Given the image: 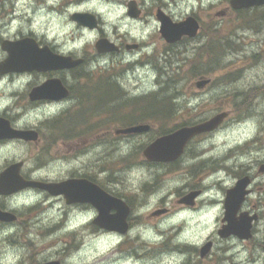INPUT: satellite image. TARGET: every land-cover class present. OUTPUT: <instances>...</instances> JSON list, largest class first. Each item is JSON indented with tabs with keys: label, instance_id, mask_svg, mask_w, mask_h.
<instances>
[{
	"label": "clouds",
	"instance_id": "9594fccd",
	"mask_svg": "<svg viewBox=\"0 0 264 264\" xmlns=\"http://www.w3.org/2000/svg\"><path fill=\"white\" fill-rule=\"evenodd\" d=\"M153 0H144V6L150 7ZM168 7L166 13L171 17L170 22H180L197 6L207 8L209 0H166ZM15 6V18L9 23L0 22V38L19 39L20 37L35 42H43L54 56L70 59L75 57L77 61H83L85 50H94L95 57L88 61L86 71L96 72L108 70L116 59L120 64H133L130 71H126L123 77H117V83L128 92L130 96L147 95L158 90L155 83L158 73L151 64H137L142 56H151L156 49L155 42H149L150 38L160 32L164 22L154 15H145L141 18L131 16L130 5L135 0H13ZM7 6V4L5 5ZM75 16H89L95 21V26L81 24L73 19ZM126 38L127 43L135 42L143 45L135 48H125L119 53L118 45ZM101 41H107L117 49L116 52L106 51L101 53L97 45ZM5 45V44H4ZM0 45V65L9 60V52ZM43 48V49H44ZM113 53H117L113 57ZM194 55V53H191ZM230 59V57H226ZM66 79L71 83L70 68H64ZM36 77L32 71H8L0 73V121L4 116L12 117L8 121V127L12 132L22 133L26 128H38L45 121L59 116L69 109L74 100L38 98L31 99L33 84ZM202 97H194L187 101L186 107L195 108L201 101H209L213 92ZM29 93L32 106L25 107L20 103L21 96ZM183 97H177L174 103L183 102ZM41 131H46L41 128ZM259 131L258 119L255 117L238 121L225 128H216L211 135L196 145V150L201 153L198 157H187L182 161V167L187 168L197 163L199 159L223 160V167L203 176L200 180L202 191L197 192L192 204L182 203L177 200V189L190 192L186 187L192 177L186 173L166 179L154 192L147 195L130 215L134 217L148 218L153 210L165 200L163 207L166 211L160 212L158 223H136L126 228L121 233L117 230L106 229L95 223L101 216L100 208L91 202H68L64 192L51 194L44 186H61V181L67 180L74 169L80 167V161L84 157L73 160L56 159L49 161L44 166L38 167L34 159H29V146L21 136L0 138V174L7 169V162L19 161L21 169H27L32 183L8 194L0 193L6 207L10 212H24L40 204L45 211L38 217L34 227L49 226L64 221V227L48 237L49 240L57 236L75 231L81 246L76 251L64 257L63 264H89L97 257H107L104 264H189L190 254L178 249H201L206 243L211 245L210 251L216 249L217 255L231 259H225L224 264H249V252L241 243V238L235 233L222 236L221 222L225 218L227 189L238 185V178L232 176L226 169L238 170L241 166H247L250 170L256 168L258 160L264 161V150L239 153L228 159H223L230 150L250 141ZM134 139L121 140L113 158L128 157L136 148ZM94 152L102 151V146H97ZM88 155H91L89 153ZM148 158V157H146ZM163 168H149L141 165L133 167L125 173L129 191L143 198L141 188L144 184H151L157 175L164 173ZM18 173V175H19ZM107 176L105 171L101 173ZM256 178V182L259 181ZM253 196L256 194L253 193ZM166 198V199H165ZM176 201L175 207L169 203ZM51 205V207H47ZM14 217V216H13ZM155 219V217H152ZM2 222V221H0ZM97 231H92V228ZM22 230V229H21ZM18 231L14 222H8L7 227H0V264H21L29 250L19 245L7 243V238ZM262 232H257L255 238L260 239ZM168 236H174L171 241L173 250L162 251L156 257L127 256L120 258L115 250L127 238L136 240L151 247H159L164 244ZM29 238L33 239L32 233ZM217 242L213 244L211 241ZM61 245H56L49 251H59ZM226 249L225 251H220ZM260 259L255 264H264V250L257 249ZM143 250H140L142 257ZM55 260V256H50Z\"/></svg>",
	"mask_w": 264,
	"mask_h": 264
},
{
	"label": "flooded vegetation",
	"instance_id": "af4514ba",
	"mask_svg": "<svg viewBox=\"0 0 264 264\" xmlns=\"http://www.w3.org/2000/svg\"><path fill=\"white\" fill-rule=\"evenodd\" d=\"M175 3V0H172ZM243 1V0H240ZM237 0H209L208 7L202 8L197 6L195 10H192L188 16L184 18V20L180 22H184L187 19H191L192 24L197 27V34L194 37L182 36L177 42L174 44L165 43V47L168 48L169 45H179L182 43H190L199 38L203 39L207 38L210 33L218 34L217 38L220 40L229 43L232 38H239L236 31L238 29L251 33L252 36L257 37L258 43L257 50L261 53L264 52V4L253 5L246 7L243 4H240ZM18 2V0H17ZM39 3V0H37ZM136 5L133 3L130 5V15L133 13L134 17L141 15V18L145 15H154L159 17L167 16L170 20L171 17L166 13V8L168 4L166 0H153L150 7L144 6V0H135ZM7 4V6H5ZM166 4V5H165ZM199 4V0H198ZM139 11V12H138ZM154 11V12H153ZM15 18V6L13 0H0V22L9 23L12 19ZM90 25V21L86 22ZM179 23V22H173ZM31 38L26 40L23 37L19 39H4L0 38V45H4L6 49L14 50L18 47V51L21 52L19 55L28 56L30 59H35L44 56H53V54L47 49L44 48L43 42H38L40 44V49L37 47L35 42L30 41ZM121 40L120 45H118L119 53H123L125 48H135L141 47V45H137L135 42L129 44L127 43L126 38L119 37ZM150 42V41H149ZM232 43V42H231ZM44 48V49H43ZM115 49L112 52H116ZM9 52V51H8ZM259 53H257L258 55ZM113 57L117 56V53L112 54ZM152 56V55H151ZM151 56H142L139 61H136L137 64H145L151 58ZM10 57V52H9ZM95 57L94 51H85V55L83 58V62L76 66L75 68L70 69L72 75V82L70 83L65 76L64 70H56V69H46V70H38L36 68L30 70L33 73V76L36 77V80L33 84V93L31 95V99L35 100L41 98V94L36 91L42 85L55 81L60 83V87L64 90L59 99L68 98L74 100L75 103L71 107L76 106V110L67 109L62 112L59 116L45 121L38 128H26L24 131H35L37 133L38 139L36 141H27L28 146H34L38 151H42V133L41 128L46 130V127L49 130L45 132L48 135L44 134L47 137H83L88 136L90 134H97L96 138L110 136L113 139H119L121 137H137L140 135H149L150 133H154L156 131V137L151 140L153 142L155 139L171 134L176 130L192 125H182L177 126L173 129H165L166 127H159L164 123V121L160 122V120H164L165 118L162 116H151L152 120L144 121L142 119H134L130 121H126L121 116L111 115L110 111L103 110L101 107L107 105V103H112L116 97L120 96L119 87H117V83H110V74L105 73V71H110L112 66H122L119 63V60L116 59L112 66L108 70H98L96 72L86 71V65L89 60ZM76 59L75 57H72ZM130 66H134L130 64ZM3 73V72H0ZM212 85V81L210 80V84ZM119 86V85H118ZM206 86L201 93L205 91L208 87ZM61 89V90H62ZM60 90V92H61ZM57 95H59L57 93ZM50 99V98H48ZM58 100V99H57ZM20 103L27 107L32 106L29 93H25L21 96ZM83 110V111H82ZM110 110V109H109ZM139 118V117H137ZM228 118V113L226 117L223 119L222 123L218 126V128H222L224 122ZM12 119V117L4 116L3 120L0 121V138L6 137V134H9L8 121ZM156 120V121H154ZM208 119H200L195 124L203 123ZM124 124V125H123ZM146 125L148 130L144 131L140 134H128L123 131L127 128L136 125ZM159 127V128H158ZM210 133H203L192 138L186 145L183 154L175 161L168 163H157V162H149L145 158H143L142 154L140 156L141 165L147 166L149 168H163L165 171L176 172L182 170V161L187 157H198L201 155L200 152L196 150V145L207 138ZM126 139V138H125ZM150 142V143H151ZM195 144L194 147L192 145ZM72 149L77 148L74 145H71ZM87 141H83L82 152L87 150ZM238 150V149H237ZM234 152L236 150L232 149L228 152V154L223 159H228L236 155ZM198 164V165H195ZM193 164L191 170H185L187 175L192 177L190 183L186 186L190 189V192H184L183 189H177V200L183 199L181 202L186 204H192L193 200H187V196L191 194H198L197 192L202 191V186L200 184V180L203 176L208 175L211 172L216 171L217 169L223 167V160H215V159H199L197 163ZM256 168L254 170H250L247 166H241L238 170L233 171V169L228 168V171L232 176L238 178V185L232 189H227L231 196L236 197V202L240 200L238 207L236 210H231L226 212L225 215H229L230 218L234 219L236 222L239 220H243L249 225V230L244 238L241 239V243L249 252V264H255L257 259H260V254L257 252V249L264 250V232H262L260 239H256V233L264 230V161L258 160L256 162ZM9 165H6L7 168ZM23 169V168H22ZM21 169V176L25 180H30L28 174L23 173ZM187 169V168H186ZM196 171V172H195ZM88 168L82 167L77 171H72L69 179H85L97 184L107 193L119 197L123 199L126 204L130 208V213L132 210V205L127 201L124 197L118 195L113 191L107 190L104 186H102L97 180L91 178L88 175ZM259 177V181L256 182V178ZM65 181V180H64ZM154 187V182L151 184H144L141 189H150ZM256 195L253 196L252 194ZM175 207L176 201L169 202ZM165 204V203H164ZM39 204L36 205L32 210L38 209ZM158 211H166L164 207L161 209H157V211L150 214L148 218L145 217H134L132 215H127L125 219L124 229L126 231L127 227L132 226L136 223H148L149 220L152 222L154 220H159ZM0 212L2 213H12L16 216L15 225L17 226L18 231L7 238V243L11 245H19L21 247H25L29 250L28 254L25 256L24 260L21 261V264H63L64 257L68 256L72 252L76 251L80 248L81 244H77L75 242H71V238L67 235L66 238H62L57 243H41V236L46 235L49 237L53 233L59 231L64 227V223L59 224L56 227L51 228H31V222L35 220L32 215H29L28 218H23L21 212H10L6 207L4 199L0 198ZM44 212V211H42ZM41 211L36 212L37 215L42 213ZM114 211H111L113 214ZM113 216V215H111ZM152 217H155L153 219ZM225 219V218H224ZM12 221V222H14ZM222 227L226 224L224 220L221 222ZM8 222H0V227H7ZM221 227V228H222ZM22 229V230H21ZM94 231H97V228H92ZM32 233L33 239L29 238V233ZM38 238V239H37ZM37 239V240H36ZM174 239V237L170 240V242ZM38 241V242H36ZM74 241V240H73ZM215 244L217 241L212 239L211 241ZM61 245L59 251H49L53 249L56 245ZM207 244V243H206ZM170 246V245H169ZM168 246V247H169ZM121 244L115 250L119 254L122 253ZM136 249H148L150 246L145 245L143 243H136ZM211 248V245H210ZM210 248L205 255L204 258L201 257V249H193V248H182L178 250L187 251L190 254L189 264H201L205 259H211L212 263L224 264L225 259H231L230 257L226 258L223 255H217L216 249ZM143 250V251H144ZM173 248H168L166 251H171ZM226 249L220 250L225 251ZM128 256H131V253L135 256L138 251L130 252L128 251ZM50 256H55V260H50ZM138 257V256H137ZM139 258V257H138Z\"/></svg>",
	"mask_w": 264,
	"mask_h": 264
},
{
	"label": "rangeland",
	"instance_id": "374dc122",
	"mask_svg": "<svg viewBox=\"0 0 264 264\" xmlns=\"http://www.w3.org/2000/svg\"><path fill=\"white\" fill-rule=\"evenodd\" d=\"M65 2H71V0H65ZM236 33L239 35V38L233 37L232 43H226L217 38L218 34L210 33L204 40L199 38L190 43L169 45L168 48L165 47V43L159 32L154 34L150 38V42H155L157 47L151 58L147 61V64H151L158 73L155 81L158 85V90L150 92L147 95L130 96L117 83V77H123L124 73L132 70L134 66H130V64L112 66L110 71H105V73L110 74V83H117L120 96L116 97L112 103H107V105L101 108L110 111L109 114L111 115L121 116L126 121L134 119L147 121L152 120L150 119L152 118L151 116H162L165 119L160 120V122L164 121V123L158 126L166 127L165 129L168 130L184 124H195L200 119L209 120L222 113H228V118L222 128L228 127L238 121L255 117L259 123L258 133L250 141L235 147L234 150L236 152L234 153L239 154L247 153L250 150H264V52L261 53L257 50V37L240 29ZM85 51L93 52L94 50L88 48ZM191 53H194V55ZM257 53L259 54L257 55ZM226 57H230V59H226ZM203 78L211 80L212 85L208 86L201 93V90L195 84ZM213 89L219 91L213 92L209 101L205 102L202 100L194 109L186 107L189 99L202 97L212 92ZM177 97H183V102L179 104L174 103ZM71 109L76 110V106L71 107ZM46 130L49 129L46 127ZM157 130L149 135L130 138L121 137L119 139H113L107 135L104 138L100 137L98 139L95 133L83 137H47L44 134L48 135V133L43 131L42 151H38L34 146H29L28 158L34 159L37 166L41 167L49 161L56 159L73 160L77 157H84L80 161V167L74 169L73 172L84 166L87 167V173L91 178L97 180L107 190L124 197L132 205V210L134 211L146 200L147 195L156 191L166 179L183 176L186 173L185 170L194 168L190 166L180 171H164L162 175H157L154 187L150 189L151 191L141 189L143 198L129 191L130 185L127 183L125 173L133 167L141 166L140 156L142 151L156 137ZM125 138L134 139L137 142L135 150L128 157L113 158V153L117 150L119 141L125 140ZM84 140L87 141L88 148L82 152ZM71 145H74L77 150L72 149ZM98 145L102 146V151L94 152L93 150ZM194 146L195 144L192 145V147ZM89 153L91 155H88ZM17 162L19 161L7 162L4 166L6 167V165ZM105 171L108 175H101ZM22 172L28 174L27 169H22ZM164 203L165 200H162L160 206L154 209L153 212L161 209ZM39 206L38 209L32 210L30 208L21 212L23 218H28L29 215L37 216L31 222V225H29L31 228L37 224L38 217L40 216L36 212L46 210L44 206L40 204ZM47 207H51V205ZM61 223H64V221L59 222V224ZM151 223L155 225L158 223V220H154ZM59 224L36 228H51ZM92 231L94 230L92 229ZM67 235L71 238L72 243L81 244L75 231L57 236L52 240H49L46 235L41 236V243H58L60 239L66 238ZM173 237L168 236L164 244L159 247L150 246L146 250L141 249L144 250L142 257L140 256V249L135 248L138 241L126 238L121 243L123 251L119 254V257H127L128 251H138L135 256L139 258L156 257L162 251L173 248L170 242ZM131 256H134L133 253H131ZM105 259L108 258L104 256L97 257L95 260L90 261L89 264H104ZM111 264H114V261ZM201 264L213 263L211 259L206 258Z\"/></svg>",
	"mask_w": 264,
	"mask_h": 264
},
{
	"label": "water",
	"instance_id": "95a60500",
	"mask_svg": "<svg viewBox=\"0 0 264 264\" xmlns=\"http://www.w3.org/2000/svg\"><path fill=\"white\" fill-rule=\"evenodd\" d=\"M240 1V0H237ZM244 5L252 4H263L264 0H243ZM242 3V1H240ZM131 16H134L133 13ZM164 22V27L162 25L160 34L168 43H173L178 41L181 36L186 35L189 37H194L197 31V27L191 23V19L178 23L172 24L167 17H159ZM73 19L78 20L81 24H87V21H90V26H95V21L92 17L89 16H75ZM98 50L103 53L106 51H114L115 47L110 45L107 41H101L97 45ZM10 52L9 60L4 64L0 65V72L8 71H25L32 70L34 68L38 70L46 69H56L64 70V68H75L80 65L82 61H77L76 59H64L58 58L56 56H44L42 55L39 58L30 59L28 56L19 55L21 52L18 51V47L14 50L7 49ZM209 83V80H201L196 83V86L199 89H202L205 85ZM60 83L56 85L55 81L48 82L36 91L41 94V98H50V99H59L62 95L61 93L64 90L59 86ZM62 89V90H61ZM61 90V92H60ZM57 93L59 95H57ZM225 114H219L209 121L189 127L182 128L170 135L161 137L151 143L143 152L144 157H148L151 162H172L179 158L183 153V150L187 142L196 135L211 132L213 131L223 120ZM146 126H137L124 130V133H133L138 134L144 131H147ZM10 136H21L26 141H36L37 133L34 131H23L22 133H15L9 130V134H6V137ZM15 163L10 165L3 174H0V193L8 194L10 192L16 191L17 189L26 186L25 183H32V181H25L19 173L20 165ZM61 186H44L40 185L39 187L47 188L51 194H57L59 192H64L68 198V202H91L100 208L101 216L96 221L100 226L105 227L110 230H117L121 233L125 232V219L129 215V207L122 201L117 198H114L99 188L97 185L85 179H69L61 182ZM196 194H191L187 196V200H193ZM236 197L231 196V193H228V199H226V208L227 212L231 210H236L238 203L236 202ZM114 211V214H111V211ZM160 213V212H159ZM113 215V216H111ZM11 213H2L0 212V221L2 222H12L16 217ZM224 222L226 224L220 229L222 236H227L229 233H235L241 239L247 234L249 230V225L244 222L242 219L239 222H236L234 219L230 218L229 215H225ZM210 248V244H206L201 250V257H204Z\"/></svg>",
	"mask_w": 264,
	"mask_h": 264
},
{
	"label": "trees",
	"instance_id": "16d2710c",
	"mask_svg": "<svg viewBox=\"0 0 264 264\" xmlns=\"http://www.w3.org/2000/svg\"><path fill=\"white\" fill-rule=\"evenodd\" d=\"M153 114H157V113H153Z\"/></svg>",
	"mask_w": 264,
	"mask_h": 264
}]
</instances>
